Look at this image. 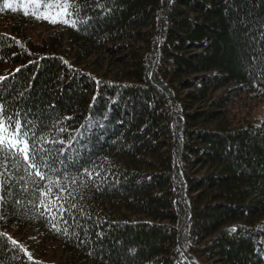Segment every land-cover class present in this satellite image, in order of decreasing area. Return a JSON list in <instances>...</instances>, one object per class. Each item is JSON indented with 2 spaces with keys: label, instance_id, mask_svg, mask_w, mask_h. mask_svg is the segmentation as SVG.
<instances>
[{
  "label": "trees",
  "instance_id": "1",
  "mask_svg": "<svg viewBox=\"0 0 264 264\" xmlns=\"http://www.w3.org/2000/svg\"><path fill=\"white\" fill-rule=\"evenodd\" d=\"M50 2L0 0V119L101 175L52 230L10 159L0 264H264V118L229 108L264 95V0H70L77 27L37 33Z\"/></svg>",
  "mask_w": 264,
  "mask_h": 264
},
{
  "label": "snow or ice",
  "instance_id": "2",
  "mask_svg": "<svg viewBox=\"0 0 264 264\" xmlns=\"http://www.w3.org/2000/svg\"><path fill=\"white\" fill-rule=\"evenodd\" d=\"M4 8L12 9V5L6 2ZM45 8L46 11L42 13H33L34 18L43 19L52 24L62 23L74 28L80 23L79 16L83 12V7L81 5L73 4L70 0H51L50 3L45 5ZM12 10L14 11L15 9ZM25 14H27V12H25ZM253 58L255 59V57ZM17 71H19V69H17ZM262 74H264V70H262ZM257 86L259 87L260 85L257 84ZM5 113L6 108L3 102H0V116H4ZM71 119L74 118H65V120ZM13 125H15L14 128ZM30 127L31 124L29 122L14 119L13 116H7L6 123L4 120L0 119V161L3 162V172H0V175H4L8 181H11L12 176L8 174V161L11 159L16 163L18 171V158L22 155L23 162L26 165L25 172L29 177L34 173L35 177H39L41 181L48 179V183L43 187H40L37 181H32L34 193H39V203L34 206L37 208L39 216L41 218L46 217L50 220L52 230H56L57 219L66 223L65 215L68 213L69 209H76V204L72 202L75 200L73 185L79 183L83 186H87L86 181L81 179V177H86L87 180H94L96 177H100L101 174L100 172H94L93 169L90 168L79 170L78 166L83 162L82 155L78 160L75 157H69L64 151L45 149L43 147L44 143H56L57 141H45L42 136H37L35 130L29 135ZM53 127L55 128L56 125H53ZM86 128V125L81 126V130L78 131L77 137L70 139L69 146L77 142L79 137L83 136V132ZM59 132H64V127H60ZM58 142L63 144L64 141L60 139ZM70 170L78 171V177H71L69 175ZM60 173L64 174V178L68 183H63L61 181ZM51 175H56V180L49 179ZM21 179H23V177H21ZM9 188L10 184L0 181V193H3ZM16 203H19V201H16ZM6 204V197L0 194V219L6 218L3 213V207ZM232 231H236V229H232ZM0 235L6 234L0 233ZM7 239L10 240L13 245L18 244V241L11 236H7ZM28 256L29 260H31V255L28 254Z\"/></svg>",
  "mask_w": 264,
  "mask_h": 264
},
{
  "label": "rangeland",
  "instance_id": "3",
  "mask_svg": "<svg viewBox=\"0 0 264 264\" xmlns=\"http://www.w3.org/2000/svg\"><path fill=\"white\" fill-rule=\"evenodd\" d=\"M46 11V10H45ZM43 19H37V21H42ZM45 25L42 26H32L36 32H50L51 27L57 26L52 25L51 23L44 21ZM49 30H48V29ZM39 33V34H41ZM231 110V114L235 115L236 117H242V116H249L254 117L256 119L264 118V95H258V94H250V95H243L240 96L236 102H234L232 105L229 106ZM45 260L49 264H61L62 261V254L59 250H53L52 253H50Z\"/></svg>",
  "mask_w": 264,
  "mask_h": 264
}]
</instances>
